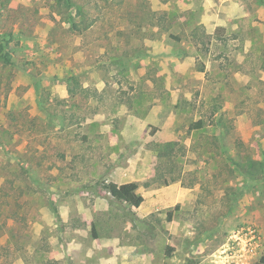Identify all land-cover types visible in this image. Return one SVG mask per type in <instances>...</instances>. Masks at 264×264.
Listing matches in <instances>:
<instances>
[{
	"label": "rangeland",
	"instance_id": "obj_1",
	"mask_svg": "<svg viewBox=\"0 0 264 264\" xmlns=\"http://www.w3.org/2000/svg\"><path fill=\"white\" fill-rule=\"evenodd\" d=\"M2 39L0 264H222L232 230L264 240V0H0Z\"/></svg>",
	"mask_w": 264,
	"mask_h": 264
},
{
	"label": "built area",
	"instance_id": "obj_2",
	"mask_svg": "<svg viewBox=\"0 0 264 264\" xmlns=\"http://www.w3.org/2000/svg\"><path fill=\"white\" fill-rule=\"evenodd\" d=\"M260 228L254 223L232 230L219 246L218 257L222 264H248L263 248Z\"/></svg>",
	"mask_w": 264,
	"mask_h": 264
},
{
	"label": "trees",
	"instance_id": "obj_3",
	"mask_svg": "<svg viewBox=\"0 0 264 264\" xmlns=\"http://www.w3.org/2000/svg\"><path fill=\"white\" fill-rule=\"evenodd\" d=\"M224 28H217V30H223ZM9 47V40L2 39L0 42V59L6 63H11V55ZM204 125L202 120H198L191 125V129H200ZM104 187L109 191L111 196L118 201L125 202L131 206L139 207L143 201L144 196L139 193V185L135 181H127L123 183H117L115 181L104 182ZM258 264H264V255L261 256Z\"/></svg>",
	"mask_w": 264,
	"mask_h": 264
}]
</instances>
